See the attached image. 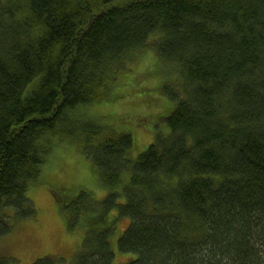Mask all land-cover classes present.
<instances>
[{"label": "trees", "instance_id": "16d2710c", "mask_svg": "<svg viewBox=\"0 0 264 264\" xmlns=\"http://www.w3.org/2000/svg\"><path fill=\"white\" fill-rule=\"evenodd\" d=\"M147 50L151 68L125 75ZM154 89L172 105L138 117L162 124L133 156L121 116L72 117ZM53 140L76 142L108 189L49 185L83 223L70 264H111L113 246L124 264H264V0H0V238L33 216Z\"/></svg>", "mask_w": 264, "mask_h": 264}, {"label": "rangeland", "instance_id": "374dc122", "mask_svg": "<svg viewBox=\"0 0 264 264\" xmlns=\"http://www.w3.org/2000/svg\"><path fill=\"white\" fill-rule=\"evenodd\" d=\"M152 53L147 51L141 52L139 56L127 63L129 71L127 76L134 77L138 72L151 68ZM145 80L149 85H157L166 81L163 76L158 74H144ZM124 77H121V80ZM169 78L167 84H171ZM117 86L116 83L112 85ZM138 86V84H137ZM152 88V87H151ZM151 95L140 96L142 92H136L129 96L116 98L115 93L99 103H91L79 107L76 114L72 115L74 120L80 117H114L121 116L122 123L119 129L127 131L134 138V146L130 155L136 154L137 150H142V144L149 143L152 139L149 130L153 126L159 127L162 124L160 120H154V124L149 117L142 119L144 126L137 122L138 117L158 116L168 112L172 101L168 96L156 92ZM115 92H119L116 90ZM80 116L78 118V116ZM127 117L133 118L127 120ZM104 123L109 121L103 119ZM116 124V122H112ZM126 126V127H124ZM141 126V127H140ZM162 129V128H161ZM160 129V131H161ZM140 148V149H139ZM41 178L44 182L36 183L28 187L27 195L33 203L34 214L29 218L18 219L13 222L10 231L0 238V251L3 255H8L18 262V264H32L36 259L43 256L55 257L52 264H70L73 253L78 250L80 245L83 223L76 220L69 227L66 223L63 212L54 199L50 187L59 191H66L69 196L70 191L79 189L91 191L95 199H100L108 191L99 181L97 174L90 166L89 159L84 156L78 144L72 140H53L50 151L47 155L46 162L41 167ZM127 219L119 218L116 220L117 232L124 229ZM79 244V245H78ZM77 248V249H76ZM114 254L111 264H124L129 255L118 251L113 246ZM73 252V253H72ZM72 253V254H71ZM71 254V255H70ZM62 261H60V257Z\"/></svg>", "mask_w": 264, "mask_h": 264}]
</instances>
